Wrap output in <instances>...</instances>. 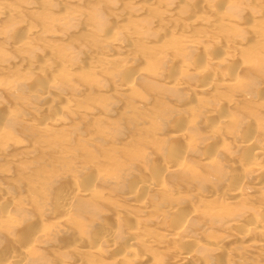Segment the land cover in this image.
<instances>
[{
  "label": "rangeland",
  "instance_id": "rangeland-1",
  "mask_svg": "<svg viewBox=\"0 0 264 264\" xmlns=\"http://www.w3.org/2000/svg\"><path fill=\"white\" fill-rule=\"evenodd\" d=\"M0 5V264H264L261 235L226 240L264 218V0Z\"/></svg>",
  "mask_w": 264,
  "mask_h": 264
},
{
  "label": "bare ground",
  "instance_id": "bare-ground-1",
  "mask_svg": "<svg viewBox=\"0 0 264 264\" xmlns=\"http://www.w3.org/2000/svg\"><path fill=\"white\" fill-rule=\"evenodd\" d=\"M23 1V0H22ZM26 1V0H25ZM50 2V1H49ZM173 2V1H172ZM178 2H179V0H178ZM5 3V2H4ZM35 3H36V1H35ZM46 3V2H45ZM6 4H8V3H5V5ZM31 4V3H30ZM33 5V4H32ZM9 6H11V4L9 5ZM8 5L5 7V8H9V15H11L10 14V12L11 11H13V8H10ZM12 7V6H11ZM21 7V6H20ZM20 7H18V9H20ZM26 7V6H25ZM146 7V6H145ZM148 7V6H147ZM226 7V6H225ZM14 8H16V7H14ZM23 8V7H22ZM29 8V7H28ZM0 9H3L2 7H1V5H0ZM10 9H12V10H10ZM25 9V8H24ZM134 9V8H133ZM22 10V9H21ZM179 10V9H178ZM218 10V9H217ZM15 11H17V9L16 10H14V12ZM19 11V10H18ZM183 11V10H182ZM2 12V14H3V12L4 11H2V10H0V13ZM7 12V11H6ZM13 12V13H14ZM168 12V11H167ZM221 12V11H220ZM2 14L0 15L1 17H2ZM8 14V13H7ZM136 15H138V14H136ZM156 15V14H155ZM16 16V15H15ZM139 16V15H138ZM69 17V16H68ZM204 17H206V16H204ZM215 17H216V15H215ZM5 18H6V16H5ZM67 18V17H66ZM132 18H134V17H132ZM138 18V17H137ZM207 18H209V17H206V19ZM223 18V17H222ZM4 19V18H3ZM68 19V18H67ZM60 20V19H59ZM208 20V19H207ZM62 21V20H61ZM200 21V20H199ZM201 21H202V19H201ZM204 21H205V19H204ZM209 21V20H208ZM13 22V24H11V25H15V24H18L19 22H16L15 20L14 21H12ZM191 22V21H190ZM9 23V22H8ZM111 23V22H110ZM121 23H122V21H121ZM209 23V22H208ZM1 24V23H0ZM190 24V23H189ZM122 25H123V23H122ZM207 25H209V24H207ZM114 26V25H113ZM121 26V25H120ZM202 27V26H201ZM250 28V27H249ZM206 29V28H205ZM204 30V29H203ZM254 30V29H253ZM33 32V34L36 32V30L34 31V30H32ZM38 31V30H37ZM240 31V30H239ZM31 32V31H30ZM29 32V35H33L32 33H30ZM153 32V31H152ZM250 32V31H249ZM36 33H38V32H36ZM35 33V34H36ZM67 33V32H66ZM103 33H104V31H103ZM125 33V32H124ZM245 33V32H244ZM247 33V32H246ZM202 34H204V33H202ZM206 34V33H205ZM28 35V36H29ZM39 35H41V33L39 34ZM97 35V34H96ZM134 35V34H133ZM201 35V34H200ZM244 35H246V34H244ZM25 36V35H24ZM27 36V38L29 39V37ZM35 36V35H34ZM38 36V35H37ZM98 36V35H97ZM139 36V35H138ZM204 36V35H203ZM208 36H209V34H208ZM247 36V35H246ZM245 36V37H246ZM26 37V36H25ZM114 37V36H113ZM193 37V36H192ZM196 37L197 36H195V39H196ZM215 37V36H214ZM259 37V36H258ZM27 38H26V40H27ZM190 38V37H189ZM209 38V37H208ZM210 38H211V36H210ZM213 38V37H212ZM257 38V37H256ZM262 38V37H261ZM197 39H199V38H197ZM204 39H205V37H204ZM233 39V38H232ZM115 40V39H114ZM187 40H189V39H187ZM143 41V40H142ZM197 41V40H196ZM196 41H195V43H196ZM210 41V40H209ZM215 41V40H214ZM245 41V40H244ZM199 42H201L200 40H199ZM235 41L233 40V43H234ZM106 43H108V42H106ZM114 44H116V42H113ZM112 42H111V44L112 45H110V46H114V44H113ZM117 43H120L119 41L117 42ZM131 43V42H130ZM191 43V42H190ZM194 43V42H193ZM232 43V42H231ZM240 43V42H239ZM238 43V44H239ZM90 44V43H89ZM197 44H198V42H197ZM237 44V43H236ZM223 45V44H222ZM234 45H235V43H234ZM110 46H107V47H110ZM116 46V45H115ZM123 45H121V47H122ZM126 46V45H125ZM131 46V45H130ZM225 46H226V44H225ZM98 47H100V45L98 46ZM118 47L120 48V44H118ZM212 47V46H211ZM113 48V47H112ZM214 48V47H213ZM232 48H235V46H231V48H230V46H229V48H228V50L229 49H232ZM93 49V48H92ZM110 49V48H109ZM155 49V48H154ZM178 49V48H177ZM208 49V48H207ZM83 51V50H82ZM99 51V50H98ZM127 51V50H126ZM130 51V50H129ZM209 51V50H208ZM230 51V50H229ZM107 52V51H106ZM146 52H147V50H146ZM110 53H112V52H110L109 51V55H111ZM133 52H130V54L129 55H131ZM151 53V52H150ZM149 53V54H150ZM125 54V53H124ZM107 55V54H106ZM112 55H114V54H112ZM126 55V54H125ZM128 55V54H127ZM126 55V56H127ZM86 56V55H85ZM103 56H105V54L103 53ZM134 56H135V53H134ZM131 57V56H130ZM213 57V56H212ZM215 57V56H214ZM244 57V56H243ZM107 59H108V57H106ZM106 58H104V59H106ZM129 58V57H128ZM48 59V58H47ZM103 59V61H105ZM110 59H111V57H110ZM133 59V58H132ZM131 59V60H132ZM134 59H135V57H134ZM48 60H51V59H48ZM99 60H101V59H99ZM63 61V60H62ZM122 61V60H121ZM173 61H175V60H173ZM212 61V60H211ZM220 61V60H219ZM93 62V61H92ZM95 62V61H94ZM97 62V61H96ZM125 62V61H124ZM132 62V61H131ZM172 62V61H171ZM215 62V61H214ZM49 63H55V64H52L53 66H55L56 65V62H50L49 61ZM49 63L48 64H46V67H47V65H49ZM105 63H106V61H105ZM110 64V63H109ZM171 63H169V65H170ZM228 64V63H227ZM84 65V64H83ZM94 65V64H93ZM100 65V64H99ZM104 65V63L101 65V68H102V66ZM106 65V64H105ZM172 65H174V64H172ZM172 65H170V66H172ZM229 65V64H228ZM2 66H4V65H2ZM73 66V65H72ZM79 66V65H78ZM85 66V65H84ZM121 66V65H120ZM124 66V65H123ZM122 66V67H123ZM126 66V65H125ZM48 67H50V66H48ZM69 67V66H68ZM93 67V66H92ZM97 67H100V66H97ZM225 67V66H224ZM45 68V67H44ZM56 68V67H55ZM74 68V67H73ZM48 69H50V68H48ZM47 69V70H48ZM75 69V68H74ZM179 69V68H178ZM125 70H126V68H125ZM175 70V69H174ZM173 70V71H174ZM53 71V70H52ZM138 72H140V71H138ZM50 73V72H49ZM136 73H137V71H136ZM74 74H76V73H74ZM235 74V73H234ZM52 75V74H51ZM63 75L64 74H62V77H63ZM72 75V74H71ZM138 75V74H137ZM205 75V74H204ZM46 76V75H45ZM229 76V75H228ZM19 77V76H18ZM37 77V76H36ZM39 77V76H38ZM72 77V76H71ZM135 77V76H134ZM74 78V77H73ZM236 78V77H235ZM75 79V78H74ZM138 79V78H137ZM37 80V79H36ZM35 80V81H36ZM39 80V79H38ZM72 80V79H71ZM118 80H119V78H118ZM175 80V79H174ZM230 80V79H229ZM70 81V80H69ZM38 82V81H37ZM24 83V82H23ZM26 83V82H25ZM122 83V82H121ZM205 83V82H204ZM237 83V82H236ZM31 84V83H30ZM45 84V83H44ZM181 84V83H180ZM203 84V83H202ZM35 85H36V83H35ZM125 85V84H124ZM123 85V87H125ZM37 86H39V85H37ZM41 86V85H40ZM51 86V85H50ZM83 86V85H82ZM121 86V85H120ZM218 86V85H217ZM43 87V86H42ZM117 87H119V86H117ZM128 87V86H127ZM208 87V86H207ZM212 87V86H211ZM86 88V87H85ZM129 88V87H128ZM188 88V87H187ZM204 88L206 89V85L204 86ZM32 89V88H31ZM48 89V88H47ZM202 89H203V87H202ZM44 90V89H43ZM186 90V89H185ZM209 91V90H208ZM207 91V92H208ZM206 92V93H207ZM15 93V92H14ZM37 93H38V91H37ZM211 93V92H210ZM43 95V94H42ZM44 96V95H43ZM224 99H225V97H224ZM60 101V100H59ZM67 101V100H66ZM225 104V103H224ZM44 106H45V104H44ZM217 107V106H216ZM64 113V112H63ZM215 113V112H214ZM208 114V113H207ZM54 115H55V112H54ZM21 116V115H20ZM80 116V115H79ZM6 119V118H5ZM52 119H54V118H52ZM50 121V120H49ZM47 122V121H46ZM45 122V123H46ZM208 122V121H207ZM40 123V122H39ZM43 123V122H42ZM40 124V125H42V127H43V124ZM55 124V123H54ZM60 124V123H59ZM67 125V124H66ZM187 125H188V123H187ZM3 126V125H2ZM46 126H48V123L46 124ZM46 126H44L43 128H44V130H45V128H48V129H50L49 127H46ZM39 129H41L40 127H39ZM47 129V130H48ZM46 130V131H47ZM185 130V129H184ZM181 131V130H180ZM179 131V132H180ZM183 131V130H182ZM253 133V132H252ZM185 135H186V133H185ZM184 135V132H181V133H176V137H183V136H185ZM11 138V137H10ZM178 138V139H179ZM237 138V137H236ZM180 140H182L181 138H180ZM254 140V139H253ZM251 142L250 141H247V140H245V141H243V142H241V146L242 147H249V144H250ZM256 143V142H255ZM251 144H253V141H252V143ZM253 145H255V144H253ZM257 145V144H256ZM256 145H255V147H256ZM172 147H173V145H172ZM253 147V146H252ZM258 147V146H257ZM187 148V147H186ZM250 148V147H249ZM190 149V148H189ZM241 149H243V148H241ZM251 149H253L254 150V148H251ZM256 150H254V153H255V155H257V156H259V155H261V154H263V150L260 148V147H258V149L257 148H255ZM240 150V149H239ZM218 151V150H217ZM214 152H215V150H214ZM2 153V152H1ZM184 154H186V153H184ZM180 155V154H179ZM261 156H263V155H261ZM181 157V156H180ZM184 159V158H183ZM257 159H258V157H257ZM171 160V159H170ZM173 160V159H172ZM179 160V159H178ZM255 160V159H254ZM207 161V160H206ZM251 161V160H250ZM256 161V160H255ZM168 162H169V160H168ZM247 162H245V164H246ZM254 162H252V164H253ZM249 164V163H248ZM130 165V164H129ZM132 165V164H131ZM177 165V164H176ZM175 165V166H176ZM244 165V164H243ZM170 166H172V165H170ZM86 167V166H85ZM185 167V166H184ZM168 168V167H167ZM245 168L247 169H250L251 170V172H252V174L255 176V178H257V180L256 181H259V182H257L256 183V185H254V186H256V187H254L255 189H257V190H261V189H263V187L264 186H262V185H264V179H263V177L262 176H264V164H261V163H256L255 165H251L250 167L248 166V167H246V165H245ZM163 169V168H162ZM173 169V168H172ZM167 170V169H166ZM250 173V172H249ZM246 174V173H245ZM248 174H246V176H247ZM253 176V177H254ZM259 179V180H258ZM149 180V179H148ZM249 181V180H248ZM255 181V182H256ZM93 182H95V181H93ZM147 182H149V181H147ZM247 182V181H246ZM144 184H147L148 186V188H151L152 189V185H151V183L149 184V183H145V181L143 182ZM244 183V182H243ZM89 184V183H88ZM246 184V183H245ZM161 185V187H162V183L160 184ZM85 186V185H84ZM157 186V185H156ZM88 187V186H87ZM141 188H145V187H143V186H140ZM158 187H160V186H158ZM84 188H86V187H84ZM94 188V187H93ZM248 188V187H247ZM87 189V188H86ZM92 189V188H91ZM161 189V188H160ZM88 190V189H87ZM138 190V189H137ZM234 190V189H233ZM3 191V190H2ZM92 191V190H91ZM149 191V190H148ZM235 191V193L234 192H232L233 194H232V198L231 199H234V200H236L237 198V196H238V194H239V192L240 191H242V189L238 192V191H236V190H234ZM254 192V191H253ZM139 193V192H138ZM240 193H242V192H240ZM70 194V193H69ZM76 194V193H75ZM79 194V193H78ZM91 194V193H90ZM201 194V193H200ZM230 194V193H229ZM4 195V194H3ZM92 195V194H91ZM139 195V194H138ZM7 196V195H6ZM196 196V195H195ZM68 197V196H67ZM66 197V198H67ZM73 197V196H72ZM72 197L70 196V198L69 199H66V201L67 200H70V199H72ZM132 197V196H131ZM130 197V198H131ZM230 197H231V194H230ZM240 197V196H239ZM238 197V198H239ZM4 198V197H3ZM9 198V197H8ZM129 198V197H128ZM141 198V197H140ZM65 199V198H64ZM63 199V200H64ZM130 200H132V198L130 199ZM135 200V199H134ZM233 200V201H234ZM65 201V202H66ZM71 202L73 201V200H70ZM136 202L138 201V200H135ZM68 202V201H67ZM134 202V201H133ZM140 201H138V203H139ZM70 203V202H69ZM69 203H66V205L67 204H69ZM137 203V204H138ZM136 204V205H137ZM70 205V204H69ZM69 205H67V207L69 206ZM135 205V206H136ZM141 205V204H140ZM140 205H139V207H140ZM65 208L64 209V212H65V210H67L68 211V208ZM70 207H71V205H70ZM147 207V206H146ZM6 209V208H5ZM7 211V210H6ZM71 211V208H69V212ZM172 211V210H171ZM175 211H177V210H175ZM68 212V213H69ZM8 213V212H7ZM68 214H64L63 216L64 217H68L67 216ZM4 216H6V215H3V217ZM10 217V216H9ZM60 218H63L62 216L60 217ZM189 219V218H188ZM187 219V220H188ZM66 220V219H65ZM65 220H63V222L65 221ZM183 220V219H182ZM247 221V220H246ZM62 222V221H61ZM184 222V221H183ZM249 222V223H248ZM247 223H248V225L247 226H244L243 227V225H242V227L240 226V225H237L236 227L238 228V226H240L238 229H239V232H236V233H231L230 235H228L227 237H228V239H226L227 241H229V240H238V241H245L247 238H248V235H250L251 233L253 234H259V235H261V239L259 240V241H255V240H251L250 239V241L251 242H248L247 244H245V250L246 251H248V255L250 254V253H253L254 251H263L264 252V218H262V219H254V220H251V221H248ZM185 223V222H184ZM234 223H236V222H234ZM233 223V224H234ZM27 224V223H26ZM63 224V223H62ZM109 226V225H108ZM235 226V225H234ZM183 227H184V225H182L181 227H179V228H177V229H168V231H169V234H167V233H165V235H170L171 236V238H170V240L174 237H179V236H182V232H183ZM236 228V229H237ZM167 230V229H166ZM236 231V230H235ZM111 231H109V233H110ZM114 231H112V233H113ZM133 231H131V233H132ZM135 232V231H134ZM109 233H107V234H109ZM115 233V232H114ZM38 235V234H37ZM130 235V234H129ZM108 236H110V237H112V238H115L114 237V235H112V234H109ZM183 237V236H182ZM257 237V236H256ZM100 238H102V239H104L103 238V236H101ZM110 239L111 240V242L112 241H114V239ZM139 238H140V236H139ZM174 238L172 239V241L174 240ZM35 240V239H34ZM104 240H108V238L106 239H104ZM110 240H108L107 242H109ZM140 239H138V237L135 235V234H132L131 235V242L130 243H126V245H129V247H128V250H130L131 249V247L130 246H132L133 244H136V243H139L140 241H139ZM156 240V239H155ZM179 240V239H178ZM182 240V239H181ZM181 240H180V242H181ZM184 240V239H183ZM183 240H182V242H183ZM187 240V239H186ZM224 240V239H223ZM222 240V241H223ZM99 241H101V240H99ZM127 241V240H126ZM139 241V242H138ZM142 241V240H141ZM175 241V240H174ZM221 241V242H222ZM32 242V244H34L33 243V241H31ZM81 241H79V243H80ZM98 242V241H97ZM96 242V243H97ZM104 242V241H103ZM177 242V241H176ZM179 242V241H178ZM246 242V241H245ZM76 243H77V241H76ZM110 243V242H109ZM143 243V242H142ZM218 243V242H217ZM220 243V242H219ZM225 243H227V242H225ZM229 243V242H228ZM72 244V243H71ZM95 244V243H94ZM99 244V243H98ZM97 244V245H98ZM103 244V243H102ZM185 244V243H184ZM29 245V244H28ZM78 245V244H77ZM93 245V244H92ZM92 245H82L81 247L83 248V247H88V249H91V251L92 250H95V248L97 247V245L95 244V246H92ZM104 245V244H103ZM126 245H125V248H127L126 247ZM198 245V244H197ZM194 246V248H192V249H188V250H186L185 251V254H182L183 252L181 251V250H179L178 252H180L179 253V258L177 257L178 256V254L175 256V257H177L176 259V261L179 263V264H182V263H185L186 261H189V259L191 258V256L193 255V253L198 249L199 250V248H204V244H200V246ZM220 245V244H219ZM219 245H217V244H210V243H207L206 244V248H208V249H210V248H212V249H215V250H217V249H223V247L222 246H219ZM184 246V245H183ZM182 246V247H183ZM224 246V245H223ZM80 247V246H79ZM80 247V248H81ZM28 248H30V247H28ZM76 248H78L77 246H76ZM171 248V247H170ZM243 248V247H242ZM23 249H24V247H23ZM86 249V248H85ZM183 249V248H182ZM205 249V248H204ZM233 249V248H232ZM20 250V249H19ZM74 250H76V249H74ZM73 250V251H74ZM134 250V249H133ZM230 251H226V253L228 254V255H234L233 257L234 258H236L237 259V257H239L241 260H240V262L242 261V260H245L246 259V255L245 256H243V255H239L238 253L239 252H237L238 250H234L235 252H237V254L236 253H234V252H232V250L231 249H229ZM22 251V250H21ZM29 251V250H28ZM27 251V252H28ZM125 254L124 255H127V254H131L132 252V249H131V251H127V249H123L122 250ZM126 251H127V254H126ZM219 251V250H218ZM225 251V250H224ZM92 252H94V251H92ZM130 252V253H129ZM213 252V251H212ZM20 253V252H19ZM24 253H26V251L24 252L23 251V254ZM95 253V252H94ZM177 253V252H176ZM246 253V252H245ZM133 254V253H132ZM260 254V253H259ZM21 255V254H20ZM20 255H19V257L17 256V255H14V254H12V255H9V256H7L6 258L4 257V259L5 260H3L2 261V264H25L24 263V261H25V258L24 257H22V258H20ZM28 255V254H27ZM119 255V254H118ZM122 255V254H121ZM18 258H17V257ZM26 256V255H25ZM130 256V255H129ZM174 256V255H173ZM252 256V255H251ZM29 257V256H28ZM128 257V256H127ZM250 256H248V258H249ZM106 258V257H105ZM233 258V259H234ZM257 259V258H256ZM175 260V259H174ZM238 260V259H237ZM250 260V259H249ZM248 260V261H249ZM27 261V260H26ZM141 261V260H140ZM234 261H235V259H234ZM250 261H252V260H250ZM249 261V262H250ZM133 262V261H132ZM131 262V263H132ZM263 262H264V260H263ZM66 263V262H65ZM130 263V262H129ZM148 264V263H147ZM240 264H242V263H240ZM248 264V263H247ZM254 264V263H253Z\"/></svg>",
  "mask_w": 264,
  "mask_h": 264
}]
</instances>
